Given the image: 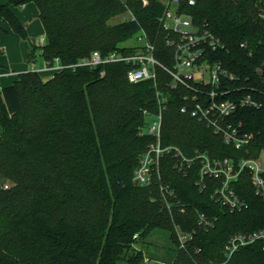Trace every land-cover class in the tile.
I'll return each mask as SVG.
<instances>
[{
	"label": "trees",
	"instance_id": "obj_1",
	"mask_svg": "<svg viewBox=\"0 0 264 264\" xmlns=\"http://www.w3.org/2000/svg\"><path fill=\"white\" fill-rule=\"evenodd\" d=\"M35 4L45 44L33 46L49 66L63 67L44 81L38 72L19 74L0 91V264H145L136 249L152 232L169 235L173 264H264V241L225 254L236 234L264 230V197L257 195L246 169L232 184L245 203L231 212L214 198L221 180L199 186L201 162L183 175L176 159L166 155L160 175L148 187L135 183L141 156L154 143L144 133L148 117L163 111L162 143L193 158L258 160L264 152V0H197L184 6L201 28L224 45L213 58L236 77L240 96L249 95L260 108H242L230 119L253 139L240 150L227 145L205 123L183 114L189 91L171 88L163 69L156 81H128L132 66L106 64L77 67L95 52L131 54L124 48L145 33L155 56L172 67L173 49L161 22V0H11L0 5V17L24 40L26 27L14 10ZM128 17L113 24L118 17ZM264 178V174H262ZM176 198L167 209L161 187ZM204 215L213 226L199 224ZM192 239L181 249L179 233ZM137 236V238H135Z\"/></svg>",
	"mask_w": 264,
	"mask_h": 264
},
{
	"label": "built area",
	"instance_id": "obj_2",
	"mask_svg": "<svg viewBox=\"0 0 264 264\" xmlns=\"http://www.w3.org/2000/svg\"><path fill=\"white\" fill-rule=\"evenodd\" d=\"M165 7L161 22L168 32L167 46L173 49L172 67L163 66L155 56V46L149 42L145 33H140V39L145 42L143 47L131 54L113 52L106 57L98 52L90 58L81 60L77 67L95 68L106 64H126L132 66L127 74L128 81L138 84L145 81H156L157 70L163 69L171 79V88H184L189 91L184 98L183 114H189L205 123L218 135H222L227 145L242 149L253 139L252 135L244 134L241 126H234L229 121L242 108H260L261 103L249 95L240 96L241 89L234 86L236 77L224 68L222 63L214 60L213 55L224 49L222 42L208 29L196 25L184 6L195 5L197 0H161ZM45 41L41 42V46ZM58 63V62H57ZM48 70L60 71L63 67L58 63ZM0 73V91L3 89ZM161 105L157 115L148 117L144 133L154 137V143L141 156L140 166L135 172V183L140 187H148L155 176L160 175L162 159L173 155L176 159L175 168L179 173L187 175L196 161L201 162L200 182L202 190L206 188V179L221 180V186L214 192L217 203L229 208L231 212L241 211L245 203L239 198L232 184L236 182L246 169L252 173V183L257 195L264 197V171L256 165V160H242L238 164L231 159H212L208 154L198 153L190 158L176 147H165L162 143L163 111L166 99L159 96ZM167 209L171 212L168 199L176 198L175 192L169 186L161 187ZM199 224L205 229L213 225L204 215L199 216ZM181 249L192 239L190 234L178 231ZM137 238V236L135 237ZM264 241V230L252 234H236L232 236L225 247V254L231 258L239 249Z\"/></svg>",
	"mask_w": 264,
	"mask_h": 264
},
{
	"label": "rangeland",
	"instance_id": "obj_3",
	"mask_svg": "<svg viewBox=\"0 0 264 264\" xmlns=\"http://www.w3.org/2000/svg\"><path fill=\"white\" fill-rule=\"evenodd\" d=\"M15 12L17 15L18 13L21 14L19 20L22 19L24 22L20 20L26 27L28 39L24 40L15 34L4 18L0 17V63L7 65L10 70L15 71L16 76L22 73L36 71L44 81L52 79L54 77L53 72H50V70L43 71L47 68V64L39 57V52L37 53L35 64L29 62L28 58L30 49L33 46H41L40 40L42 38L46 41L44 28L37 14L38 8L32 3L23 8H15ZM127 17L128 15L118 17L112 23H119ZM144 44L145 42L140 39L139 33L123 44V47L141 48ZM256 165L260 170L264 171V152L256 160ZM1 185L10 187L12 184L0 178ZM136 249L144 253L146 258L145 264H173L175 260L176 254L169 235L163 231L152 232L144 241L137 244Z\"/></svg>",
	"mask_w": 264,
	"mask_h": 264
},
{
	"label": "crops",
	"instance_id": "obj_4",
	"mask_svg": "<svg viewBox=\"0 0 264 264\" xmlns=\"http://www.w3.org/2000/svg\"><path fill=\"white\" fill-rule=\"evenodd\" d=\"M9 1H11V0H0V5H2V4H6V3H8ZM25 7V6H24ZM23 8V7H22ZM14 12H15V10H14ZM34 13H35V10H34ZM15 14L17 15V13L15 12ZM37 14H38V16H39V11L37 12ZM21 17V14L20 13H18V15H17V17L18 18H20ZM22 22H23V20L22 19H20ZM24 23V22H23ZM42 41H45V39H41L40 40V45H41V42ZM38 55H39V57H40V53H38ZM35 62L36 61H34L32 64H35ZM58 65V63H56L55 64V67ZM49 71L47 68H45L43 71ZM50 72H53L54 73V75H55V73L57 72V71H52V70H50ZM0 73H2L3 75H4V77L2 78V80H1V83H2V86H3V88H5V87H8V86H11L14 82H16L17 81V77L18 76H16V72L15 71H12V70H10L9 69V67L7 66V65H4V64H1L0 63Z\"/></svg>",
	"mask_w": 264,
	"mask_h": 264
}]
</instances>
